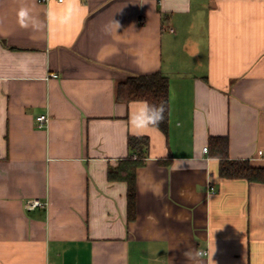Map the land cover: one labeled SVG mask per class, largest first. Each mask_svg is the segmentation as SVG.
<instances>
[{"label": "crops", "instance_id": "crops-1", "mask_svg": "<svg viewBox=\"0 0 264 264\" xmlns=\"http://www.w3.org/2000/svg\"><path fill=\"white\" fill-rule=\"evenodd\" d=\"M154 73L167 136L115 100ZM130 136L149 144L129 221L107 172ZM212 137L264 169V0H0V264H264V183L219 177Z\"/></svg>", "mask_w": 264, "mask_h": 264}, {"label": "trees", "instance_id": "trees-1", "mask_svg": "<svg viewBox=\"0 0 264 264\" xmlns=\"http://www.w3.org/2000/svg\"><path fill=\"white\" fill-rule=\"evenodd\" d=\"M115 100L121 103L148 101L152 104L164 102L166 111L164 120L157 129L165 136L168 135L169 124V82L161 73L146 76H133L117 83ZM128 147L135 155L120 161L116 168H109V181H123L127 184L126 209L127 220L135 217L136 184L135 171L144 160V150L148 147L149 139L145 136L128 138ZM219 160L218 176L227 179H240L249 183H264V169L254 168L248 161H231L228 158V140L226 137H212L209 139L207 150Z\"/></svg>", "mask_w": 264, "mask_h": 264}, {"label": "clouds", "instance_id": "clouds-1", "mask_svg": "<svg viewBox=\"0 0 264 264\" xmlns=\"http://www.w3.org/2000/svg\"><path fill=\"white\" fill-rule=\"evenodd\" d=\"M18 23L20 27H29L31 16L27 8H22L18 12ZM119 26V23H117ZM166 111L165 104L161 101L159 104H152L148 101H141L136 112L129 117L130 125L136 130L137 133L147 130L152 127H157L164 120V113ZM189 260L205 255L202 251L189 250L184 253ZM209 264H211V258H209Z\"/></svg>", "mask_w": 264, "mask_h": 264}, {"label": "built area", "instance_id": "built-area-1", "mask_svg": "<svg viewBox=\"0 0 264 264\" xmlns=\"http://www.w3.org/2000/svg\"><path fill=\"white\" fill-rule=\"evenodd\" d=\"M50 1H55L57 3H63L66 0H41V2H43V3H49ZM51 78H57V75L53 74V75H51ZM48 121H49L48 117L45 115H41V116L37 117L36 118L37 127L40 129L45 127V125L47 124ZM202 151H203V153H207V151H208L207 147H204L202 149ZM42 207H44V204L39 200H30V201H27V203L25 204V208L27 210H33V209L42 208ZM202 252L205 253V255L203 257L208 255V253L206 251H202Z\"/></svg>", "mask_w": 264, "mask_h": 264}]
</instances>
